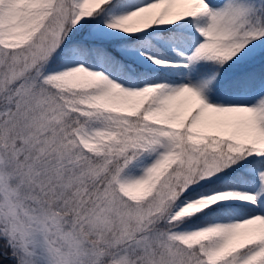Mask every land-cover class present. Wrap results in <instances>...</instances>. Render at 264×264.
Wrapping results in <instances>:
<instances>
[{
	"label": "snow or ice",
	"instance_id": "obj_1",
	"mask_svg": "<svg viewBox=\"0 0 264 264\" xmlns=\"http://www.w3.org/2000/svg\"><path fill=\"white\" fill-rule=\"evenodd\" d=\"M0 264H264V0H0Z\"/></svg>",
	"mask_w": 264,
	"mask_h": 264
}]
</instances>
